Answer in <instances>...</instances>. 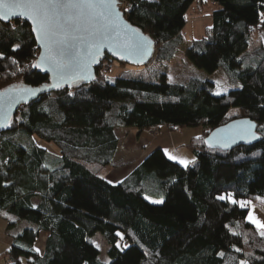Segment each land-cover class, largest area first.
Returning a JSON list of instances; mask_svg holds the SVG:
<instances>
[{
	"label": "trees",
	"instance_id": "trees-1",
	"mask_svg": "<svg viewBox=\"0 0 264 264\" xmlns=\"http://www.w3.org/2000/svg\"><path fill=\"white\" fill-rule=\"evenodd\" d=\"M196 1L117 0L124 19L154 42L153 59L143 69L112 60L134 71L101 75L106 56L90 85L40 96L0 133L5 264H104L96 234L108 264H264V236L248 221V204L264 205V46L249 52L254 32H264V0H209L216 9L207 36L185 50L194 69L222 71L231 90L221 96L211 82L170 84L161 71L183 44ZM37 57L26 22H0V90L48 84ZM237 119L255 123L254 144L205 146L212 131ZM157 127L201 128L187 145L191 166L155 149L118 183L98 175L114 166L117 129ZM226 194L235 203L218 198Z\"/></svg>",
	"mask_w": 264,
	"mask_h": 264
},
{
	"label": "snow or ice",
	"instance_id": "snow-or-ice-1",
	"mask_svg": "<svg viewBox=\"0 0 264 264\" xmlns=\"http://www.w3.org/2000/svg\"><path fill=\"white\" fill-rule=\"evenodd\" d=\"M113 3L115 0H66V2H61V0H0V19L8 20L14 16L30 18L36 25L33 30L39 33V38L44 42L46 50V54L41 56V63L48 64V70L61 80L75 77L85 79L86 65L78 58L79 49L75 44L69 43V29L72 27L69 21H75L77 30H79L81 20L91 25V30L87 27L84 29L87 35L80 36L78 39L88 44V55H92L93 48L98 51L99 47L103 46V42L109 39V26L114 25L113 30L119 27L114 20L110 19L112 16H119V13L111 8ZM101 21L106 23H101ZM132 31L135 33L137 30ZM72 39L75 40L77 37H72ZM145 39L132 36L124 45V49L129 54L143 53L146 51L143 42ZM242 123L247 127L237 129L227 139L255 138L251 132L255 125L251 121ZM220 142H225V138L221 137ZM169 159L177 158L169 156ZM180 163L187 166L188 162L181 160ZM218 198L231 200L227 194ZM231 202L235 203V200ZM241 204L243 205V202ZM249 220L258 228H264V223L256 220L251 213H249ZM261 234L264 235V232Z\"/></svg>",
	"mask_w": 264,
	"mask_h": 264
},
{
	"label": "water",
	"instance_id": "water-1",
	"mask_svg": "<svg viewBox=\"0 0 264 264\" xmlns=\"http://www.w3.org/2000/svg\"><path fill=\"white\" fill-rule=\"evenodd\" d=\"M61 2H66V0H61ZM111 8L114 9L116 13H119L118 17H110V19L114 20L119 25V27L113 30L114 25L109 26V39L103 42V46H100L98 51L93 48L91 50L92 55H88V44L86 42L82 43L78 39L80 36L87 35V32H85L84 29L87 27L91 30V25L87 24L84 20H81L79 30H77L75 21H69V23L72 24V27L69 29V43L75 44L79 49L78 58L86 65L84 71V76L86 77L85 79L75 77L73 79L61 80L52 71L48 70V64L41 63V56L46 54V50L44 47V42L39 38V33L33 30L36 25L30 18L14 16L10 17L8 20L0 19V22L5 24L13 21H23L29 25L38 51V57L36 59L35 65L39 64L40 66L36 68L48 78V84L39 87L11 85L0 90V133H3L7 130L12 119L15 117L21 107L27 106L29 103L37 100L40 96L57 92L62 88H71L77 83H80L84 86L90 85L96 78L95 68L106 56L111 58L113 61L122 62L131 66H144L150 62L156 52L154 42L150 38L146 37L142 32L132 27L124 19L123 14L119 9L117 0H115V3L111 4ZM101 23L106 22L101 21ZM133 29L137 31L134 33L132 31ZM132 36H135L137 39L146 38L143 41L145 43V52L129 54V52L124 49V45ZM72 37H77V39L73 40ZM243 121L250 120L237 119L212 131L204 140L205 146L209 149L220 151H231L238 147L251 146L258 140V136L255 132L256 125L252 121L251 122L255 125V127L251 129V132L255 138L246 137L245 139H241L236 137L234 140L227 139V137H229L232 132L236 131L237 129L247 127L246 124L242 123ZM221 137L225 138V142H220Z\"/></svg>",
	"mask_w": 264,
	"mask_h": 264
},
{
	"label": "rangeland",
	"instance_id": "rangeland-1",
	"mask_svg": "<svg viewBox=\"0 0 264 264\" xmlns=\"http://www.w3.org/2000/svg\"><path fill=\"white\" fill-rule=\"evenodd\" d=\"M151 1H155V0H151ZM215 9H216V6L209 0H197L188 9L186 13V25L181 31L184 42L181 45V47L178 49V52L176 53L174 59L170 61V63L167 64V66L165 68H162L161 70L167 75L168 82L170 84L184 85L192 79L202 81V82L208 81L214 84L215 86L214 93L217 96L224 95L231 90V88L227 84L226 78L224 74L222 73V71H217L213 75H208L203 71H198L194 69L188 63V61L185 59V56H184L185 50L191 45L193 41L200 40L207 36L208 29L211 27L210 16H211V13ZM260 44L264 46V32L262 33L254 32L252 43L249 48V52H252V50H254L256 46H259ZM112 66H113V69L110 71V72L113 71L111 73L112 76L122 71H128V70L134 71L132 68L125 66V65L121 66V65L113 63ZM143 68L144 67L141 66L140 69H143ZM152 73L153 72H147L144 78L148 81L154 80V78L151 76ZM229 115L230 116L236 115V111L231 110L229 112ZM167 132L171 134V138L173 140V146L172 148L168 147V148L163 149L166 157L168 159H169V156L177 158V159H169V160L179 163L182 167L191 166L194 163V157H193L192 152L187 148V145L191 138L197 137L201 134V128H189V129L187 128V129H180L179 131L167 130ZM115 134L119 142V150H118L119 156L117 157L116 162L119 163L118 165L122 164V167H120L119 169L118 168L115 169L113 166L107 167V168H104L98 174L101 178L108 177V179L112 180L111 182H114V183L120 180L122 176H124L129 170L133 169L136 166V165L131 166L132 165L130 164L131 160L133 159L137 160L138 159L137 155L140 156L142 153V150L140 149V146L138 145L139 140H137V142L134 141L135 140L134 136L129 135L130 133L127 131V129H124V128L117 129ZM155 134H157V132H153V136ZM137 139L139 138L137 137ZM19 141L21 143H25L26 139H24V137H19ZM181 160L187 161L188 162L187 166L180 163ZM139 161L140 160H138L137 162ZM127 162H130L129 167L125 165V163ZM248 207H249V213H251V215L256 220L264 223L263 201L258 200L256 202L249 203ZM248 221L252 223L249 220V215H248ZM252 224L258 229L260 233L264 232V228H258L256 224L254 223ZM5 227H6V223L0 219V231L4 230ZM43 237L44 236L42 235L36 244L37 250H40L43 248ZM92 242L99 252L100 262L104 264H108L110 262V260L107 257L108 246L102 239L101 235L96 234L95 237L92 239ZM4 250H5V247L2 245V243H0V252L2 253L0 254V264H5L4 262L5 256L2 257V255L5 253V252H2Z\"/></svg>",
	"mask_w": 264,
	"mask_h": 264
},
{
	"label": "crops",
	"instance_id": "crops-1",
	"mask_svg": "<svg viewBox=\"0 0 264 264\" xmlns=\"http://www.w3.org/2000/svg\"><path fill=\"white\" fill-rule=\"evenodd\" d=\"M167 130L164 127H157V128H151V129L144 130L140 134H137V131L136 130H134V129H127V131L130 133L129 135L134 136V138H135L134 141L137 142V140H139L138 145L140 146V149L142 150V153H141L140 156L137 155V157H138L137 160H134L133 159V160H131V163L130 162H127V163H125V165L128 166V167L130 166V164H132L131 166L138 165L151 151H153L155 149H161V150H163V149L168 148V147L172 148V146H173V140L171 138V134H169L167 132ZM153 132H157V134H155L156 136L155 135L153 136ZM137 137L139 139H137ZM165 144H166V146H165ZM118 150H119V147H118ZM118 150H117V152H116V154L114 156V160H113V165H114L113 167L115 169H117V168L119 169L120 167H122V164L121 165H118L119 163L116 162L117 161L116 159L119 156ZM138 160H140V161L137 162ZM131 170H129L124 176H122L121 179H123ZM105 179L110 184L118 183L121 180L120 179V180H118L117 182L114 183V182H111L112 180H109L108 177H105ZM3 231L4 230L0 231V236L3 237V238L0 237V243H2V245L5 247V250L2 251V252H6L7 249H8L9 240L5 237ZM0 254H2V253L0 252Z\"/></svg>",
	"mask_w": 264,
	"mask_h": 264
},
{
	"label": "built area",
	"instance_id": "built-area-1",
	"mask_svg": "<svg viewBox=\"0 0 264 264\" xmlns=\"http://www.w3.org/2000/svg\"><path fill=\"white\" fill-rule=\"evenodd\" d=\"M113 61L109 60L103 63V67L101 69L102 75H107L113 69Z\"/></svg>",
	"mask_w": 264,
	"mask_h": 264
}]
</instances>
